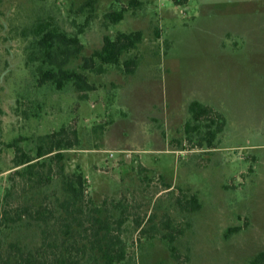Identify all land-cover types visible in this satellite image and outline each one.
I'll list each match as a JSON object with an SVG mask.
<instances>
[{"label":"rangeland","instance_id":"rangeland-1","mask_svg":"<svg viewBox=\"0 0 264 264\" xmlns=\"http://www.w3.org/2000/svg\"><path fill=\"white\" fill-rule=\"evenodd\" d=\"M88 1L0 0V264H61L71 245L82 264H102V226L124 243L117 264H250L264 252V0ZM122 9L121 22L106 20ZM40 23L79 35L83 51L67 66L77 72L105 37L140 31L143 41L118 66L85 73L95 91L57 90L28 60ZM192 101L227 120L214 149L186 138ZM62 128L79 139L63 161L32 179L15 168L9 144L35 157ZM61 167L86 180L68 211ZM183 195L201 209L183 211Z\"/></svg>","mask_w":264,"mask_h":264},{"label":"trees","instance_id":"trees-1","mask_svg":"<svg viewBox=\"0 0 264 264\" xmlns=\"http://www.w3.org/2000/svg\"><path fill=\"white\" fill-rule=\"evenodd\" d=\"M177 2L178 0H174ZM94 0L86 2L84 7L92 6ZM131 7H136L137 2L132 0ZM125 9L113 10L105 15L108 22L117 24L124 19ZM82 32H80L81 34ZM35 40L32 52L29 55V61L39 63L37 68L39 85L53 84L57 90H63L69 83H72L81 93H89L96 90V87L88 80L86 72L103 74L107 66H118L122 57L135 50L143 41V34L140 31L131 33H118L114 39L105 37L103 46L95 51L90 57L83 59L81 69L83 72L68 69L70 61L77 58L83 51V44L79 35H71L57 26H47L40 23L34 31ZM136 59H129L124 62L126 73L133 74L137 68ZM190 115L189 120L184 125V132L189 141L197 139L194 147L199 149H214L218 136L224 131L227 125L225 117L208 105L199 101H192L188 106ZM1 113V109H0ZM18 140L12 142L7 147L15 150L14 164L15 168L24 167L28 179L39 172L38 167L50 164H58L65 159V151L78 146L79 139L77 132L62 128L58 132H53L40 138V144L37 146L36 156L27 154L18 146ZM45 159H48L45 160ZM42 161V162H39ZM51 171V170H50ZM39 185H44L49 181H43L40 172ZM63 186L69 198L64 202L66 211L69 207L76 208L84 196V185L86 180L81 173L65 175L64 167H61ZM178 206L186 212H197L201 209V204L196 195L177 198ZM40 214V213H39ZM40 219L43 217L40 215ZM100 222V221H99ZM123 221L118 223V229ZM47 225V223H46ZM70 228V227H68ZM67 228L66 233L70 232ZM105 234L98 240L97 249L100 252L102 264H117L125 257L124 243L119 234H114L108 227L102 226ZM238 228L235 229L237 231ZM100 232L97 233L99 235ZM174 230L168 234V242L171 245L170 251L174 258H177L176 247L173 246L176 236ZM48 248L54 249L52 244H46ZM73 251L82 252L75 246H69L65 253L61 251L57 261L61 264H82L81 259L72 255ZM36 261V260H35ZM32 256L22 258L19 264H35ZM250 264H264V252L258 253Z\"/></svg>","mask_w":264,"mask_h":264}]
</instances>
